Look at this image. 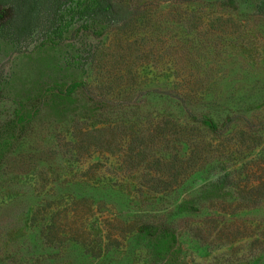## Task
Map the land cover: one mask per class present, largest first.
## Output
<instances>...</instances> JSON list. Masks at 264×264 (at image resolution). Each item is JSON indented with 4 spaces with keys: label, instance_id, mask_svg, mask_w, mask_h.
Wrapping results in <instances>:
<instances>
[{
    "label": "rangeland",
    "instance_id": "374dc122",
    "mask_svg": "<svg viewBox=\"0 0 264 264\" xmlns=\"http://www.w3.org/2000/svg\"><path fill=\"white\" fill-rule=\"evenodd\" d=\"M257 1L125 0L148 2L146 12H155L161 23L124 34L115 26H87V17L65 5L28 35L0 41V264H264V200L233 211L238 199L216 187L215 167L170 193L141 196L137 177L120 167V152L97 150L84 162L70 161L56 141V135L68 137L71 122L82 115L90 126L123 120L141 128L163 118L189 123L210 116L227 135L249 127L264 140V16L255 12ZM183 9H195L187 18L213 13L227 21L217 20L210 30L208 22H190L198 26H192V37L181 28ZM142 38L156 58L132 62ZM164 48L174 58H157ZM96 51H120L125 59L96 62ZM110 86L120 90L119 97L100 101ZM260 150L246 161L256 164L253 182L264 185V142ZM73 198L92 201L93 207L78 210L88 232L103 231L104 244L121 233L120 244L101 255L77 242L46 244L40 227L31 224L34 210L42 199L70 204Z\"/></svg>",
    "mask_w": 264,
    "mask_h": 264
},
{
    "label": "trees",
    "instance_id": "16d2710c",
    "mask_svg": "<svg viewBox=\"0 0 264 264\" xmlns=\"http://www.w3.org/2000/svg\"><path fill=\"white\" fill-rule=\"evenodd\" d=\"M8 2L9 0H0V41L10 38V35L17 38L28 35L42 19L50 18L53 14H56L55 17L60 15L65 5L79 10V15L87 17V26L100 27L104 31L108 30L110 26H115L117 31L124 34L130 29L131 32L136 31L138 26H145L152 30L155 23H161L155 12L150 10L146 12L148 2L139 5L128 4L125 0H12V2ZM254 9L258 15L264 16V0H258ZM143 10H145L144 13H142ZM183 10H185V14L180 17V22H183L181 28L192 37L194 36L192 26H195L191 25L193 23H198L201 26L202 23L208 22L210 30L217 20L227 21L225 16H216L213 13H209L208 16L196 13L187 18V13L194 12L195 9ZM195 27L198 28V26ZM206 32L208 31L206 30ZM130 39L126 40L127 44ZM141 41V48L135 59H130L133 62L141 58L149 63L150 60L156 58L155 51L150 47L151 43L146 38H142ZM162 43L161 41L160 44ZM119 54L120 51L115 55H108L105 51H96L93 60L97 62L99 57L104 59L106 56L111 57L112 60H118L117 57L125 59L123 55L119 56ZM169 54V49L164 48V54L161 53L157 58H163L165 61L166 55ZM185 57L188 61L191 59L189 54ZM169 58H174V55L170 54ZM106 61L108 64L111 63L109 60ZM119 74L122 73L119 72ZM121 76L120 78H123V75ZM104 82L106 84L112 82L111 77ZM118 90H114L110 86L106 97L104 96L100 101H106L107 98L112 99V97L115 99V96L119 97L120 90ZM131 93L132 91L129 92V95ZM104 105L105 107L112 105L113 108L127 106L124 103L118 105L110 102H106ZM103 107L97 110L103 111ZM86 116L88 115L76 117L71 122L72 126L68 137L56 135L62 156L70 161L84 162L82 160L86 158V155L90 157L97 150L111 152V155L120 152L118 154L120 167L124 174L137 177L136 191L141 196H158L170 193L183 185L192 175L211 165L217 169L216 187L234 191L235 197L238 199L233 205V211H240L244 203L247 204V209H253L264 200V185H260V181L253 182L250 172L256 167V164L246 161L260 150L264 140L258 135H252V130L249 127H245L246 130L240 129L235 134L227 135L224 132L225 129H219L217 122L210 116H204L201 119L191 118L189 123H178L173 119L163 118L143 128L137 123L128 126L123 120L119 121L120 124L115 121L114 123H96L95 126H90L88 123L91 119ZM248 137L252 139L247 140ZM239 154H245V156L239 159L236 157ZM241 162L243 163L240 165ZM251 165L253 166L251 167ZM95 166L97 164L92 165V167ZM40 187L44 186L40 185ZM42 200L39 207L34 210L30 221L32 225L40 227L41 236L46 244L61 247L70 242H77L93 255H101L114 244H120L121 233L108 236L109 243L107 241L104 244L106 236L103 231L92 234L86 230L87 223L86 221L82 223L78 210L81 207H88V205L93 207L92 201L73 198L69 204L66 201L49 203L45 202V199ZM112 223L119 228H128V224L122 221L114 220ZM63 225H66L64 229H62ZM135 230L138 231V229ZM92 237L98 240L95 241V244H93ZM98 242L100 246L96 247Z\"/></svg>",
    "mask_w": 264,
    "mask_h": 264
}]
</instances>
